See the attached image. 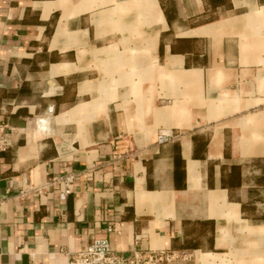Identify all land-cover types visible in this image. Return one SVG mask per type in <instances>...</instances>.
<instances>
[{
	"label": "crops",
	"instance_id": "1",
	"mask_svg": "<svg viewBox=\"0 0 264 264\" xmlns=\"http://www.w3.org/2000/svg\"><path fill=\"white\" fill-rule=\"evenodd\" d=\"M0 127V264H264V0H0Z\"/></svg>",
	"mask_w": 264,
	"mask_h": 264
},
{
	"label": "built area",
	"instance_id": "2",
	"mask_svg": "<svg viewBox=\"0 0 264 264\" xmlns=\"http://www.w3.org/2000/svg\"><path fill=\"white\" fill-rule=\"evenodd\" d=\"M5 132L4 127H0ZM173 129H161L155 135L154 142L159 145H167L176 139ZM5 141L0 139V151L5 150ZM76 176L68 173L59 177L54 182L60 188V198L66 197L73 192ZM113 229H109L112 232ZM67 264H172L173 261L184 255L171 251L142 252L135 250L129 255L118 254L112 249L110 240L106 237L93 239L87 246L83 247L80 252H68Z\"/></svg>",
	"mask_w": 264,
	"mask_h": 264
},
{
	"label": "rangeland",
	"instance_id": "3",
	"mask_svg": "<svg viewBox=\"0 0 264 264\" xmlns=\"http://www.w3.org/2000/svg\"><path fill=\"white\" fill-rule=\"evenodd\" d=\"M195 258H194V256H189V255H185V256H182V257H179V258H177V259H175L174 261H173V263H175V262H179V261H183V262H191V261H193ZM172 263V264H173Z\"/></svg>",
	"mask_w": 264,
	"mask_h": 264
},
{
	"label": "trees",
	"instance_id": "4",
	"mask_svg": "<svg viewBox=\"0 0 264 264\" xmlns=\"http://www.w3.org/2000/svg\"><path fill=\"white\" fill-rule=\"evenodd\" d=\"M219 2L221 1V0H218Z\"/></svg>",
	"mask_w": 264,
	"mask_h": 264
}]
</instances>
